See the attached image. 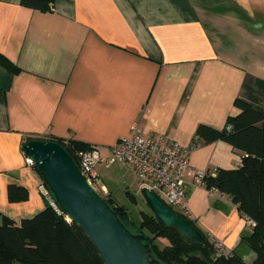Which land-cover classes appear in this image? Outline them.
Instances as JSON below:
<instances>
[{
	"label": "crops",
	"instance_id": "1",
	"mask_svg": "<svg viewBox=\"0 0 264 264\" xmlns=\"http://www.w3.org/2000/svg\"><path fill=\"white\" fill-rule=\"evenodd\" d=\"M0 52L9 60L0 61V211L18 222L46 205L28 136L75 139L109 156L136 123L190 147L199 125L223 129L240 112L238 98L264 112V0H53L45 11L0 0ZM197 142L198 169L241 163L225 140ZM100 168L110 167L97 171L113 191L124 175L103 171L104 180ZM11 183L29 197L11 201ZM187 195L189 216L252 264L238 205L197 184Z\"/></svg>",
	"mask_w": 264,
	"mask_h": 264
},
{
	"label": "trees",
	"instance_id": "2",
	"mask_svg": "<svg viewBox=\"0 0 264 264\" xmlns=\"http://www.w3.org/2000/svg\"><path fill=\"white\" fill-rule=\"evenodd\" d=\"M52 1L22 0V4L45 11L51 8ZM0 61L9 62L1 52ZM235 105L240 112L230 115L223 129L201 124L194 141L225 140L241 155L239 166L206 171L203 180L206 188L227 194L244 216L255 221L251 232L242 235V242L256 254L252 264H264V112L239 98ZM35 138L59 142L76 161L78 150L91 147L83 141L55 136H28L25 143ZM43 183L49 194L45 195V208L36 215L18 222L0 211V264H104L93 242L79 225L68 219L44 180ZM8 194L13 202L29 197L27 188L14 183L9 185ZM105 197L133 233L146 235L145 242L151 245L153 257L161 264H248L234 251L229 255L220 252L209 234L188 215L179 212L203 231L204 243L185 239L176 228L166 226L153 210H142L140 218L135 219L113 195ZM132 198L138 201L136 196ZM161 238L169 243L160 246L157 240Z\"/></svg>",
	"mask_w": 264,
	"mask_h": 264
},
{
	"label": "water",
	"instance_id": "3",
	"mask_svg": "<svg viewBox=\"0 0 264 264\" xmlns=\"http://www.w3.org/2000/svg\"><path fill=\"white\" fill-rule=\"evenodd\" d=\"M24 151L68 219L79 225L93 242L104 264H161L153 257L151 245L145 242L146 235L133 233L124 224L62 144L35 138L24 144ZM143 194L166 226L176 228L189 241L205 242L203 231L156 191L144 188Z\"/></svg>",
	"mask_w": 264,
	"mask_h": 264
},
{
	"label": "built area",
	"instance_id": "4",
	"mask_svg": "<svg viewBox=\"0 0 264 264\" xmlns=\"http://www.w3.org/2000/svg\"><path fill=\"white\" fill-rule=\"evenodd\" d=\"M197 146L196 141L190 147L182 146L169 139L166 134L145 135L140 124L136 123L132 127L131 135L118 141L109 156L102 154L100 146H91L77 151V163L93 185L104 192L108 191L100 183L98 165L128 164L135 172L141 189L156 191L169 206L189 216L188 187L192 184L205 186L203 177L206 171L194 167L190 159L191 151ZM26 160L34 165L29 157ZM245 218L250 227L255 225L253 219L247 216ZM209 237L220 252L226 255L233 253L223 241L213 235Z\"/></svg>",
	"mask_w": 264,
	"mask_h": 264
},
{
	"label": "rangeland",
	"instance_id": "5",
	"mask_svg": "<svg viewBox=\"0 0 264 264\" xmlns=\"http://www.w3.org/2000/svg\"><path fill=\"white\" fill-rule=\"evenodd\" d=\"M104 166H107L104 164ZM110 169L100 168L102 169L101 172L104 176V180H106L105 173L103 171H107L109 175L111 174L112 180L116 177L121 179V176L124 175V179L118 180L117 183L113 185V191L108 188V192L101 191L105 196H114L118 200L119 203L125 204L129 211L131 212L132 218L139 219L141 216V211L146 210L148 212H152L151 207L149 206L143 192H140V198L137 202L133 201L132 195L136 196L134 192L139 188V183L137 182L136 175L134 171L130 170L129 165L126 166H119L118 164H114L111 166L109 165ZM105 169V170H104ZM126 169V170H125ZM128 169V170H127ZM99 172V171H98ZM124 173V174H122ZM124 182V183H123ZM126 183V184H125ZM129 184V185H127ZM46 186H44L45 188ZM47 188L44 189L45 195H47ZM49 194V193H48ZM252 228V227H250ZM157 242L160 246H165L169 243L168 239L161 238L158 239ZM255 253V252H254ZM243 257V256H241ZM251 257L252 256H245L243 259L248 263L251 264Z\"/></svg>",
	"mask_w": 264,
	"mask_h": 264
}]
</instances>
